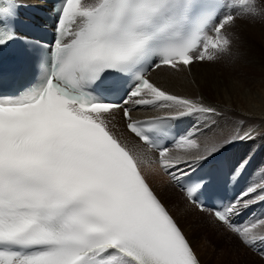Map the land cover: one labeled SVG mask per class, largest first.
<instances>
[{
	"label": "snow or ice",
	"instance_id": "snow-or-ice-1",
	"mask_svg": "<svg viewBox=\"0 0 264 264\" xmlns=\"http://www.w3.org/2000/svg\"><path fill=\"white\" fill-rule=\"evenodd\" d=\"M19 7H0V51L25 45L7 70L0 63V80L31 74L17 92L0 94V264H200L140 166L158 159L203 212L198 197L212 177L193 173L256 137L225 135L216 107L169 91L152 74L229 52L226 30L257 14L255 0H62L46 46L18 34ZM109 81L118 86L104 89ZM141 106L162 114L134 119ZM117 114L140 145L117 135ZM186 117L195 123L177 136L174 125ZM260 202L264 183L211 214L264 256V215L237 223Z\"/></svg>",
	"mask_w": 264,
	"mask_h": 264
},
{
	"label": "bare ground",
	"instance_id": "bare-ground-1",
	"mask_svg": "<svg viewBox=\"0 0 264 264\" xmlns=\"http://www.w3.org/2000/svg\"><path fill=\"white\" fill-rule=\"evenodd\" d=\"M86 2L91 3L93 0H86ZM255 3L257 5V14L264 12L262 0H255ZM233 11L235 12L236 10ZM257 14L241 17L242 20L236 19L235 24L226 30V34L231 38V59L226 58L225 53L216 52L217 58L214 60L205 59L201 62H193L190 68L179 72L165 68L152 74V78L157 83L167 87L169 91L191 98H199L205 104L216 107L220 113V116L216 118L218 130L222 131L225 135L253 131V135L258 139L256 143L253 140L234 143L236 151L238 147L246 148L241 158L238 159V152L237 154L233 153L234 149L228 150L227 148L209 158L216 159L222 155H226L232 175L237 174L233 172L237 163L245 158H249L247 169L237 174L240 192L246 188L244 186L245 182L247 184V181L251 180L253 183L258 184L264 178V153L257 152L260 148H264V29L262 28V31H251L254 25L249 24L251 21L255 22L256 20L252 18L256 17L258 20L261 18L264 21V14L260 16H257ZM240 22L243 23L241 24ZM138 112L137 116L162 114L159 109L154 107L150 110ZM114 123L117 135L125 139L129 146L138 145L125 131L124 121L119 114H117ZM194 123L195 118L189 117L180 135L191 129ZM255 123H257L256 126L254 125ZM249 146H252V149H249ZM169 147L173 146L170 145ZM232 147L233 145H229V148ZM152 155L158 157L156 153H152ZM146 163H156L160 168L158 159L155 162L145 161L140 168L145 177L147 175L146 172L149 171V178L146 177L149 185L177 221L198 256L200 264H207L205 258L208 254H204V251L198 248L201 245L200 242L198 243L195 240V237L199 235L204 241L201 244L204 245L206 242L209 247V256L213 258L215 264L264 263L251 255L248 248L244 245L221 244L218 236H216V231L219 232L220 230L217 229H220V226H224L213 219L206 211L199 212L195 209L183 196V191L177 188L176 183L171 180L165 171L167 175L160 169L167 181L178 191L177 193H173L164 183H160L161 179L155 174L157 173L156 170H154L155 173H152V171L150 173L154 165L148 166L151 169L148 170L146 168L147 171L145 172L142 167H147ZM149 179L153 182L152 185L154 184V187L151 185ZM179 193L183 197V200H181ZM182 201H185V204ZM263 206L264 202L255 204L251 211L248 212L245 220L254 215L257 217L261 216ZM201 213L206 214L208 217H204V214L201 215ZM242 220L240 218L238 221L240 223L245 221ZM225 230L230 232L226 228ZM199 252H202L203 255Z\"/></svg>",
	"mask_w": 264,
	"mask_h": 264
},
{
	"label": "rangeland",
	"instance_id": "rangeland-1",
	"mask_svg": "<svg viewBox=\"0 0 264 264\" xmlns=\"http://www.w3.org/2000/svg\"><path fill=\"white\" fill-rule=\"evenodd\" d=\"M262 3H263V5H264V0H262ZM263 10H264V7H263ZM262 14H264V12H261V13H259V14H257V16H260V15H262ZM245 17V16H244ZM252 19H255L256 21L254 22V21H251V22H249V24H253L254 25V28H252V30L251 31H262V28L264 29V21L260 18L259 20L257 19V17L256 18H252ZM244 22V21H243ZM243 22H240L241 24L243 23ZM225 57L226 58H228V59H231L232 58V50L230 49L229 50V52H227V53H225ZM232 63V62H231ZM230 63V64H231ZM249 124V123H248ZM255 126L257 125V123H255L254 124ZM246 126H248V125H246ZM256 137V136H255ZM254 141V143H256L257 141H258V139H257V137L255 138V140H253ZM233 145V147L232 148H229V146L227 147V149L228 150H231V149H234V144H232ZM231 145V146H232ZM264 147V146H263ZM242 148V149H241ZM238 147L237 148V151H236V149H234L235 151L233 152L234 154H237V152H238V155H237V157H238V159L239 158H241V156L242 155H244V153H245V150H246V148H245V146H244V148L245 149H243V147ZM249 149H252V146H249ZM258 153L260 152V153H264V148H260V150H258L257 151ZM239 163V162H238ZM237 163V164H238ZM147 164V167L146 166H143L142 168H143V170L146 172L147 170H146V168L148 169V170H150L149 169V167L148 166H150V165H154L155 166V168H154V166L152 167V169L150 170V173H151V171H152V173H155V171L154 170H156V172L157 173H155V174H157V177L159 176V178L161 179L160 180V183H164L165 184V186H168L172 191H173V193H177L178 191L173 187V185L171 184V183H169L168 181H167V179H166V177L162 174V172H161V170L163 171V173L164 174H166L165 172H164V170H163V168L162 167H158V165L156 164V163H151V164H148V163H146ZM161 169V170H160ZM149 171H147L146 173H147V175H146V177L147 178H149V176H148V173ZM145 173V174H146ZM167 175V174H166ZM149 181H150V179H149ZM248 183L246 184V182H245V184H244V186L245 187H248L249 185H255L256 183H253L251 180H249V181H247ZM150 183H151V185H152V183L153 182H151L150 181ZM259 183H264V178H262V181L261 182H259ZM153 187H154V184L152 185ZM259 194V193H258ZM179 196H180V198H181V200H183V197L181 196V194L179 193ZM184 204H185V201H182ZM168 209V208H167ZM194 211V210H193ZM204 213H201V215H203ZM262 215H264V206L262 207V213H261V216ZM204 217H208L206 214H204L203 215ZM217 230H220L219 232H217L216 231V236H218V238H219V242L221 243V244H234V245H243V244H241V242L239 241V239L234 235V234H232L231 232H228L227 230H225V228L224 227H222V226H220V229H217ZM221 233V234H220ZM203 238L199 235V236H196L195 237V240L199 243L200 242V247L198 246V248H199V250H202V251H204V254H208V256H206V258H205V262L207 263V264H215V262L213 261V258L212 257H210L209 256V253H208V246H207V244H206V242H205V244L204 245H202L203 243H204V241L202 240ZM198 243H196V245H198ZM202 243V244H201ZM195 245V246H196ZM246 248H248V247H246ZM197 249V248H196ZM248 251L250 252V254L251 255H253L256 259H258V260H261L262 262H264V256H261L260 255V253L258 252V251H256V250H252V248H248ZM200 254H202L203 255V253L202 252H199ZM264 264V263H263Z\"/></svg>",
	"mask_w": 264,
	"mask_h": 264
}]
</instances>
